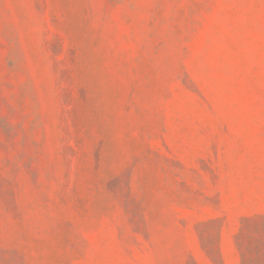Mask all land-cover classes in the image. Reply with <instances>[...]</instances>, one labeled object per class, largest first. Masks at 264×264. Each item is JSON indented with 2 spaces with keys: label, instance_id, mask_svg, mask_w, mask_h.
Wrapping results in <instances>:
<instances>
[{
  "label": "rangeland",
  "instance_id": "1",
  "mask_svg": "<svg viewBox=\"0 0 264 264\" xmlns=\"http://www.w3.org/2000/svg\"><path fill=\"white\" fill-rule=\"evenodd\" d=\"M0 264H264V0H0Z\"/></svg>",
  "mask_w": 264,
  "mask_h": 264
}]
</instances>
